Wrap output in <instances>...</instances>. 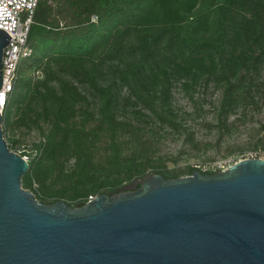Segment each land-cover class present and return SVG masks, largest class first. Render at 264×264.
I'll return each mask as SVG.
<instances>
[{
    "label": "trees",
    "instance_id": "obj_1",
    "mask_svg": "<svg viewBox=\"0 0 264 264\" xmlns=\"http://www.w3.org/2000/svg\"><path fill=\"white\" fill-rule=\"evenodd\" d=\"M49 1L54 6L48 0L38 1L28 32L32 54L19 66L44 65L48 68L45 69L47 75L53 74L59 84H64L65 78L53 73L50 64L67 65V68L59 70L63 75L78 84L90 85L98 93L101 99L98 124L106 125L111 135L126 126L125 121L115 117L124 88L129 91L127 100L134 97L150 112V117H145L178 131L181 124L165 104L170 78L196 80L206 76L207 80L216 77L224 81L218 123L225 125L235 104L234 93L239 82L233 81H236L239 70H248L252 62L264 57V48L262 52L257 50L264 45V0H94L91 7L98 16V22L91 23L87 31L77 28L70 34L54 30L53 23L68 7L77 3L83 5L91 0ZM50 33L54 37L49 44L42 45V36ZM115 60L116 66L113 64ZM105 65L109 67L110 74L118 73L117 83L97 82L98 71ZM76 90L75 86L62 88L57 94V89L45 86L39 96L46 101L58 97L61 104L67 100L76 102ZM13 92L2 112L5 119L9 115V107L16 103L12 100ZM161 98L164 104L158 109L153 104ZM56 109L54 107L52 111ZM57 125L54 123V129L48 133V143H54ZM83 136L74 134V141L83 143ZM121 144L111 136V150L100 171L104 179L114 177L116 182H108L107 187L97 195L112 196L136 190L140 178L148 174L149 168L167 179L180 177L178 172L165 166L153 165L150 159L136 162V158L123 155ZM28 164V172H33L34 164ZM194 170L212 174L199 168H189L187 174L191 175ZM79 173L82 175V172ZM25 181H28L27 176H23L22 182ZM91 192H94L93 188L73 195L74 207L86 203ZM59 196H42L41 203L53 204Z\"/></svg>",
    "mask_w": 264,
    "mask_h": 264
},
{
    "label": "water",
    "instance_id": "obj_2",
    "mask_svg": "<svg viewBox=\"0 0 264 264\" xmlns=\"http://www.w3.org/2000/svg\"><path fill=\"white\" fill-rule=\"evenodd\" d=\"M11 37L0 30L3 48ZM0 264H264V159L100 194L82 206L43 204L21 187L27 160L3 139Z\"/></svg>",
    "mask_w": 264,
    "mask_h": 264
},
{
    "label": "rangeland",
    "instance_id": "obj_3",
    "mask_svg": "<svg viewBox=\"0 0 264 264\" xmlns=\"http://www.w3.org/2000/svg\"><path fill=\"white\" fill-rule=\"evenodd\" d=\"M90 2L83 4L85 8L78 3L68 7L53 23L54 30H64L68 34L78 29L89 30L91 23L98 22L91 7L94 0ZM48 3L51 2L48 0ZM53 37V33L44 34L41 44H49ZM263 48L264 45L257 50L262 52ZM116 63L115 60L113 64L116 66ZM250 66L248 70L241 68L233 81L239 85L225 125L218 123L224 81L216 77L207 80L206 76L196 80L170 78L165 104L176 114L181 124L179 130H171L153 118L145 117H150V112L134 97L129 96L130 100H127L129 91L124 88L115 117L125 121L126 126L117 129L114 135L106 125L98 124L101 103L98 93L90 85L78 84L63 75L59 70L67 65L50 64L53 73L65 78L64 84H59L53 74L47 75L45 69L48 68L44 65L19 66L12 95L16 103L9 107L6 119L1 114V129L8 148L34 164V171L24 174L28 181L21 182V187L31 191L40 202L42 196L59 194L58 201L71 207L75 202L72 196L83 189L93 188L94 192L87 197L94 198L108 182H116L114 177L104 179L100 171L111 150V136L122 143L123 155L136 158V162L150 159L153 165L165 166L178 172L180 177L188 176L189 168L206 171L221 164L231 165L246 157L263 158L264 57ZM96 80L99 84L117 83L119 75L110 74L105 65L99 69ZM44 85L57 89V94L62 88L75 86L77 101L67 100L61 104L58 97L46 101L39 96L45 90ZM162 104L161 98L153 106L160 109ZM54 107L57 108L55 112L52 111ZM54 123L58 124L55 141L48 143L47 135L54 129ZM74 134L84 135V142L76 143ZM147 172L152 173L153 168Z\"/></svg>",
    "mask_w": 264,
    "mask_h": 264
},
{
    "label": "built area",
    "instance_id": "obj_4",
    "mask_svg": "<svg viewBox=\"0 0 264 264\" xmlns=\"http://www.w3.org/2000/svg\"><path fill=\"white\" fill-rule=\"evenodd\" d=\"M39 0H0V30L10 37L3 48L1 61L0 113L2 114L14 89L17 72L22 61L32 54L28 32ZM24 158V157H23ZM246 158H259L256 156ZM26 160V158H24ZM264 159V157L262 158ZM230 165H219L203 172L212 174L226 170ZM93 199L92 196L87 201Z\"/></svg>",
    "mask_w": 264,
    "mask_h": 264
}]
</instances>
